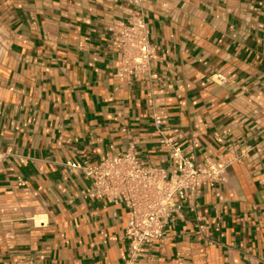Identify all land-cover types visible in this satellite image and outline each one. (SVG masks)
<instances>
[{"label": "crops", "instance_id": "obj_1", "mask_svg": "<svg viewBox=\"0 0 264 264\" xmlns=\"http://www.w3.org/2000/svg\"><path fill=\"white\" fill-rule=\"evenodd\" d=\"M135 15L155 55L122 80L109 28ZM153 88L195 164L235 162L136 264H264V0H0V264H124L125 210L84 199L92 184L68 164L132 144L169 168Z\"/></svg>", "mask_w": 264, "mask_h": 264}, {"label": "built area", "instance_id": "obj_2", "mask_svg": "<svg viewBox=\"0 0 264 264\" xmlns=\"http://www.w3.org/2000/svg\"><path fill=\"white\" fill-rule=\"evenodd\" d=\"M109 30L117 49L119 79L140 80L149 75L155 49L149 42L143 16L135 15L127 24ZM211 80L222 85L225 77L215 73ZM145 104L146 118L157 135L158 146L164 151L169 168L147 162L132 144L124 152L107 156L94 165L68 164L71 170H81L92 184L83 194L84 199H104L125 210L124 264H136L145 248L162 240L165 228L177 219L183 204L197 196L201 189L221 184L227 166L235 162L220 155L201 165L195 164L182 148L180 132L168 125L160 89L153 88ZM24 184L19 182L20 186ZM18 264L36 263L25 259Z\"/></svg>", "mask_w": 264, "mask_h": 264}]
</instances>
